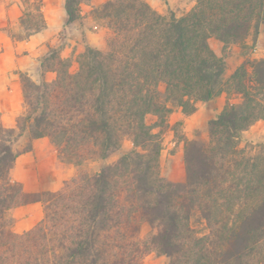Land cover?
I'll list each match as a JSON object with an SVG mask.
<instances>
[{
	"label": "trees",
	"instance_id": "16d2710c",
	"mask_svg": "<svg viewBox=\"0 0 264 264\" xmlns=\"http://www.w3.org/2000/svg\"><path fill=\"white\" fill-rule=\"evenodd\" d=\"M20 1L25 35L17 39L25 41L46 23L39 0ZM90 1L64 0L66 23L79 21ZM194 2L176 17L144 0H108L91 10L109 31L104 50L86 48L75 72L49 50L39 83L19 73L25 111L16 129L0 120V264H142L151 252L167 264H264V144L254 154L239 147L243 132L264 123V60L245 62L224 81V58L208 44L257 36L264 0ZM47 72L54 80L44 79ZM222 92L241 102L208 123L206 142L181 140L185 180H166L159 160L173 108L189 116ZM24 134L47 138L61 161L78 168L106 159L125 140L132 150L58 191L25 193L9 178L20 155L14 143ZM33 203L42 205V219L13 232L9 212ZM193 217L205 234L191 226ZM144 223L153 229L146 239Z\"/></svg>",
	"mask_w": 264,
	"mask_h": 264
},
{
	"label": "rangeland",
	"instance_id": "374dc122",
	"mask_svg": "<svg viewBox=\"0 0 264 264\" xmlns=\"http://www.w3.org/2000/svg\"><path fill=\"white\" fill-rule=\"evenodd\" d=\"M39 1L46 29L37 33L40 35L36 40L28 45L19 46L18 43H25L32 37L25 41L17 39L25 35V31L20 26V18L23 13L22 3L20 0H0V120L6 128L16 129V121L26 108L19 73H25L33 82L39 83L41 81L39 62L49 50L57 49L62 58L71 62V71L75 72L78 58L86 48L95 50L106 48L109 31L101 22L92 19L91 10L103 5L108 0H92L88 4H82L80 6L81 19L71 24L66 23L63 9L64 0ZM144 1L158 13L167 15L169 11H172L176 17L188 12L195 3L194 0ZM13 2L18 6L19 16L16 20L10 21L7 11ZM249 35H254V33L251 32ZM88 38L89 43L87 42ZM101 42L103 46L99 47ZM208 44L218 57L224 58V81L230 77L236 67L245 62L260 60L252 58L251 47L247 46L249 49H243L244 43L224 47L217 39L210 38ZM20 66L25 69H21ZM54 78L55 74L52 72H47L44 77L47 82ZM240 102L241 97L238 94L222 92L206 103H198L196 111L189 116H184L179 113L180 109L173 108L168 117L169 128H166L162 135L163 143L159 160L161 176L172 182H183L185 180L184 143L181 140L185 138L206 142L208 140V123L214 120L227 104H239ZM154 121L153 116L146 117L148 124H152ZM177 123L179 124L177 125ZM175 125L177 126L175 127ZM44 139L45 143H39L36 152L28 154L26 157H20V155L32 151L31 148L29 152H25L29 145L32 146L34 140L28 134H24L14 143V148L20 155L10 171L9 178L11 182L21 184L25 193L58 191L63 182L75 177L79 172L93 175L100 169L114 164L122 155L132 150V144L125 140L121 147L113 151L106 159L87 161L78 168L61 161L56 148L47 138ZM239 142L240 148L254 154L257 151V146L264 144L263 122L254 123L247 131L243 132ZM37 214L40 218L37 222H33ZM9 215L13 220V232L22 233L31 229L42 219L43 208L40 203L27 204L13 208ZM191 226L198 234L207 232L204 222L200 221L198 217H193ZM151 232L153 229L144 223L141 227L140 237L146 239ZM167 263L166 257L157 256L151 252L144 257L142 264Z\"/></svg>",
	"mask_w": 264,
	"mask_h": 264
},
{
	"label": "crops",
	"instance_id": "0c3cea01",
	"mask_svg": "<svg viewBox=\"0 0 264 264\" xmlns=\"http://www.w3.org/2000/svg\"><path fill=\"white\" fill-rule=\"evenodd\" d=\"M19 16V10H18V6L15 2H13L10 6V8L8 9L7 11V17L10 21H14L18 18ZM40 34H37V35H34L31 37V39L25 43H18V45H28L29 43H31L32 41L36 40L37 37L39 36ZM87 42L89 43L90 40L88 38ZM244 44L248 47H251L252 48V53H251V56L252 58L254 59H264V26H261L259 28V33L257 36H254V35H249L247 37V39L245 40ZM18 46V47H19ZM103 46V43L101 42L100 46L99 47H102ZM21 69H25V67L23 66H20ZM49 77H52L51 75H49ZM51 79V78H50ZM181 113V112H179ZM264 124V123H263ZM41 141V142H40ZM43 141V142H42ZM45 139L42 138V139H37V140H34L33 143H32V151L29 152V153H26L25 155H20L23 156V157H26L28 154H32L33 152H36V149H37V146L39 143H45L44 142ZM19 157V158H20ZM17 161V160H16ZM40 218V216L37 214L36 218L33 220V222H37L38 219ZM18 232V231H17ZM22 232V231H20ZM19 233V232H18Z\"/></svg>",
	"mask_w": 264,
	"mask_h": 264
}]
</instances>
